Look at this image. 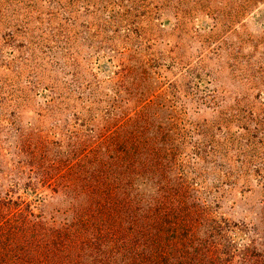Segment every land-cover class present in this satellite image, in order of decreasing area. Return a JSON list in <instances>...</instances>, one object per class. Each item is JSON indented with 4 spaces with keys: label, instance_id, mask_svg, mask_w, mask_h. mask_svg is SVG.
<instances>
[{
    "label": "rangeland",
    "instance_id": "obj_1",
    "mask_svg": "<svg viewBox=\"0 0 264 264\" xmlns=\"http://www.w3.org/2000/svg\"><path fill=\"white\" fill-rule=\"evenodd\" d=\"M146 238L264 264V0H0V264Z\"/></svg>",
    "mask_w": 264,
    "mask_h": 264
},
{
    "label": "trees",
    "instance_id": "obj_2",
    "mask_svg": "<svg viewBox=\"0 0 264 264\" xmlns=\"http://www.w3.org/2000/svg\"><path fill=\"white\" fill-rule=\"evenodd\" d=\"M193 232V230H192ZM194 236V235H193ZM192 236V237H193ZM193 240H195V238H192V242H194ZM23 242H26L25 240ZM146 243H148V247H149V253H152V255L148 256V257H144L142 255L141 250L139 249L140 247L138 246V248L136 249L135 252H133L132 256H127V258L129 259V262H127L126 264H167L168 261H165V259H167V256L173 258L176 262H178V264H184L183 261H186L189 264H193L194 257L192 256V254L194 253V251L196 250V252H198L200 249L195 248V250L193 251V244L191 245H181V247L179 245L173 244L171 246L169 245H163V246H159L158 248L149 244L147 238H146ZM28 244V243H27ZM128 244H123L122 249L125 251L126 249L128 250L129 248H127ZM134 247H137V245H133ZM216 245H210L209 246V251L211 254H217L218 248L215 247ZM25 248V247H24ZM38 247H34L33 248V252L37 251ZM131 249V252L133 251ZM4 252L3 250H0V253ZM210 254V255H211ZM18 260H23L24 258L22 257V255L17 258ZM44 254L41 253L40 256L37 257V261L38 263H44ZM209 260L208 264H212V260L211 257ZM206 260V262H207ZM202 264H205L204 260H201Z\"/></svg>",
    "mask_w": 264,
    "mask_h": 264
}]
</instances>
